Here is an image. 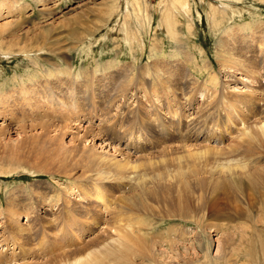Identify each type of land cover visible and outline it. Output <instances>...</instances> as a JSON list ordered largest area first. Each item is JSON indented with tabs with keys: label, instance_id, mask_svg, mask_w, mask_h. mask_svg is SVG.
I'll use <instances>...</instances> for the list:
<instances>
[{
	"label": "rangeland",
	"instance_id": "rangeland-1",
	"mask_svg": "<svg viewBox=\"0 0 264 264\" xmlns=\"http://www.w3.org/2000/svg\"><path fill=\"white\" fill-rule=\"evenodd\" d=\"M19 2L0 15V91L27 88L0 120V264H119L129 220L152 248L126 264H264V192L210 185L264 169L242 134L264 118L245 101L264 98V0Z\"/></svg>",
	"mask_w": 264,
	"mask_h": 264
},
{
	"label": "bare ground",
	"instance_id": "bare-ground-1",
	"mask_svg": "<svg viewBox=\"0 0 264 264\" xmlns=\"http://www.w3.org/2000/svg\"><path fill=\"white\" fill-rule=\"evenodd\" d=\"M18 2H19V0H0V15L2 14V11H3L4 7H5V9H7V12H9V13H14L16 10L21 9L18 6H16ZM181 4H182V6H184V4L187 5V2L186 3L184 2V4L182 2ZM44 6H46V4ZM185 8H186V6H185ZM238 35L241 37V40L242 41L248 40L245 34L242 35V34H238L237 32H235L233 35L231 34V36L232 37L235 36V38L237 40L240 39V37H238ZM36 43L37 44H40L38 42H36ZM262 43H263V40L258 41V44L259 45H262ZM34 44L35 43H33L31 45H34ZM37 48H38V46H37ZM42 48L43 47H41V49ZM226 53L227 52H224L223 54H226ZM225 61H227V60H225ZM240 62L246 63V60H242V58H240L238 60V63H240ZM32 85L34 86V84H32ZM26 89L27 88H24L23 86H20V88L18 90H12V89L5 90V89H2V91H0V120H4V121L7 120L9 117L8 118H6V117L8 115H10L11 110H13L12 108H15L16 107V106L13 107L14 105H11V103H10L11 102L10 101L11 95H13L14 93H17L19 95H22L23 94V96H24V93L26 92ZM59 89H61V87ZM29 90L31 91V93H33L32 95H38V96H40L39 95L40 92L38 91V89L31 87V88H29ZM27 92L29 93V91H27ZM255 94H257L255 91L249 92L245 96L246 97L245 101H246V103H248L251 106V109H254L255 108L256 110H258L260 112L261 115L264 116V108H263L264 105L262 104V106H261V102L264 101V98H262V97L261 98H258ZM26 96H27V93H26ZM15 103H16V100H15ZM17 103L19 104V102H17ZM30 105H28V106H30ZM80 130H82V129H80ZM90 130L89 131L86 130L87 133H85L83 135V138H86L88 136V134H90L91 136L94 135L91 132L92 130L91 131ZM242 134L243 135H249L250 136L249 138H247V143H250V140L254 139V137H258V138H260L259 141H262V143H263L262 145L264 146V118H263V120L255 123L254 125H251V127L248 126L246 132H243ZM93 138H94L93 140H95V138H97V137L96 136H93ZM241 139H244V138H241ZM255 140H256V138H255ZM239 141H240V139H239ZM260 155L262 157V159H260V161H261V160L264 159V153L263 154H260ZM254 165H256V164H253V166H251V165H249L247 163H242V165L240 166V168H237V166L234 165L233 168L230 169V170H228V172H226V173H217L216 175H213L212 178H211V180H210V185H211L212 192L213 193L215 192L216 194H218V193H225V192H227L230 189H232V190H246V189H248V190H250L253 193V195H258L261 198L263 196V192H264V169L258 168V169L254 170V171H251V168H253V169L256 168V166H254ZM258 167H259V165H258ZM98 196L100 197L101 195H98ZM95 197H96V195H95ZM140 198H142V196ZM101 199H102V197H101ZM213 214H215L216 216L218 215L217 212H215ZM16 215H17V213H16ZM12 216H13V214H12ZM16 218H17V216H16ZM128 222H129V225H128V223H124V224H127V226L130 227V230H127L126 227L124 229H121L122 230V232H121L122 236H120V240H119L120 241V244L122 245V247H123L124 250L122 252H120V253H117L115 250H112L111 249V250H108L107 253H106V256L108 258L114 260L115 262H117L119 264L125 263L131 257L132 251H134L133 249H136L135 248L136 245H138V246H144V247H147V248H152V244L150 245V242H149L150 241V238L145 233V231H143V229L140 227L141 225L135 226V224L132 223V222H130V220ZM139 224H141V222H139ZM136 250H139V249H136ZM258 259H260V258L257 256V260ZM98 264H103V262L98 260Z\"/></svg>",
	"mask_w": 264,
	"mask_h": 264
}]
</instances>
